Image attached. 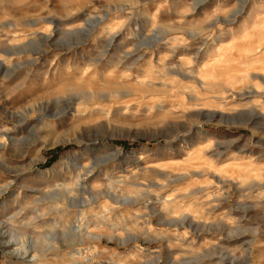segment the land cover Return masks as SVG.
Masks as SVG:
<instances>
[{"label": "rangeland", "instance_id": "374dc122", "mask_svg": "<svg viewBox=\"0 0 264 264\" xmlns=\"http://www.w3.org/2000/svg\"><path fill=\"white\" fill-rule=\"evenodd\" d=\"M0 264H264V0H0Z\"/></svg>", "mask_w": 264, "mask_h": 264}, {"label": "bare ground", "instance_id": "6f19581e", "mask_svg": "<svg viewBox=\"0 0 264 264\" xmlns=\"http://www.w3.org/2000/svg\"><path fill=\"white\" fill-rule=\"evenodd\" d=\"M78 187H76V186H66V187H64V191H65V194L66 195H68V196H74V195H76L77 193L76 192H78L79 191V189H81V188H79V186H80V182H78ZM83 189H85V192H90L91 194H96V192H95V188H91V187H89L88 186V184H84L83 185V187H82ZM86 190H89V191H86ZM97 191V190H96ZM63 192V191H62ZM109 192L111 193V189H109ZM112 192H115V191H112ZM111 194H113V193H111ZM110 194V195H111ZM95 196V195H94ZM119 197V196H118ZM117 197V198H118ZM80 254V253H79Z\"/></svg>", "mask_w": 264, "mask_h": 264}]
</instances>
